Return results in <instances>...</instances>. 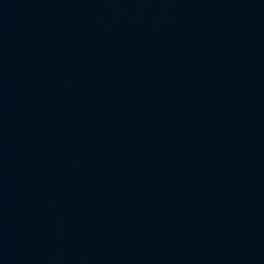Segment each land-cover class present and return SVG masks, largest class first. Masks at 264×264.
I'll use <instances>...</instances> for the list:
<instances>
[{
  "label": "water",
  "instance_id": "95a60500",
  "mask_svg": "<svg viewBox=\"0 0 264 264\" xmlns=\"http://www.w3.org/2000/svg\"><path fill=\"white\" fill-rule=\"evenodd\" d=\"M0 264H264V0H0Z\"/></svg>",
  "mask_w": 264,
  "mask_h": 264
}]
</instances>
